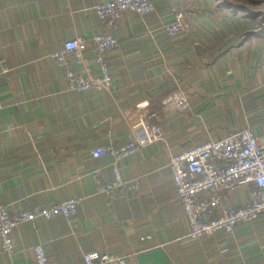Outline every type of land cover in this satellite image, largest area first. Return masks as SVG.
<instances>
[{"label":"crops","instance_id":"obj_1","mask_svg":"<svg viewBox=\"0 0 264 264\" xmlns=\"http://www.w3.org/2000/svg\"><path fill=\"white\" fill-rule=\"evenodd\" d=\"M108 0H0V190L14 211L82 197L77 215L39 219L14 231L15 252L0 264H36L45 244L51 264H86L84 254L126 256L131 264H264V216L231 235L188 238L169 161L211 140L249 128L264 141V33L241 11L249 0H153L147 16L127 15L109 55L110 92L69 91L64 69L50 58L67 40L106 30L95 7ZM251 1V0H250ZM264 5V0H261ZM186 30H162L177 12ZM76 72L98 74L96 49ZM185 94L188 111L170 98ZM157 113L164 139L119 161L134 196L109 201L97 193L114 178L113 159L98 148L121 146L139 115ZM141 133V132H140ZM251 186L220 193L222 207L245 205Z\"/></svg>","mask_w":264,"mask_h":264},{"label":"built area","instance_id":"obj_2","mask_svg":"<svg viewBox=\"0 0 264 264\" xmlns=\"http://www.w3.org/2000/svg\"><path fill=\"white\" fill-rule=\"evenodd\" d=\"M68 1V0H66ZM106 30L92 37L77 36L64 42L61 50L51 54L65 71L69 91L85 94L91 91L110 92L114 77L109 65V55L120 46L115 35L120 22L129 14L147 16L155 11L153 0H108L95 7ZM185 13L179 11L174 20L164 24L162 30L171 37L185 32ZM96 49L98 74L76 72L71 67L70 56L82 63L84 53ZM172 108L184 113L190 108L187 95L181 93L170 98ZM158 115L145 110L139 115L140 132L132 129L130 140L121 146L106 145L94 155H108L113 159L114 178L101 182L97 193L109 201L137 194L142 182L139 178L126 179L118 165L119 161L135 154L140 149L164 139L162 128L156 123ZM173 182L189 224L188 238L200 240L217 235H231L237 226L264 216V141L245 128L217 140L208 141L195 148L173 155L169 161ZM234 184L251 186L249 202L237 207H222L220 193ZM82 197H71L51 206H36L14 211L3 201L0 190V247L4 254L15 252V229L25 223L36 226L39 219L50 220L77 215ZM36 264H51L45 244L34 247ZM86 264H131L126 256L111 253L89 252L84 254Z\"/></svg>","mask_w":264,"mask_h":264},{"label":"rangeland","instance_id":"obj_3","mask_svg":"<svg viewBox=\"0 0 264 264\" xmlns=\"http://www.w3.org/2000/svg\"><path fill=\"white\" fill-rule=\"evenodd\" d=\"M236 11H241L245 17H250L254 22V31L252 34L260 35L264 33V5L261 0H249L242 8Z\"/></svg>","mask_w":264,"mask_h":264}]
</instances>
